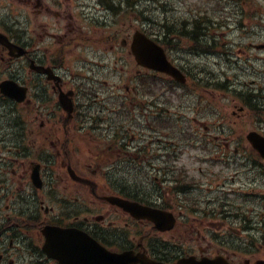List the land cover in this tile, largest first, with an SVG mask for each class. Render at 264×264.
<instances>
[{
	"label": "flooded vegetation",
	"instance_id": "af4514ba",
	"mask_svg": "<svg viewBox=\"0 0 264 264\" xmlns=\"http://www.w3.org/2000/svg\"><path fill=\"white\" fill-rule=\"evenodd\" d=\"M67 1L68 4L65 5L63 0H0L2 5L0 33L8 38L6 42L9 46L0 42V82L12 79L28 89H37V97L29 98L27 104L35 105L37 102L38 117L45 128L49 122L48 117L45 119L46 111L54 98L58 123L64 126L56 133L38 130L34 138L25 140L23 137L25 128L21 125L23 111L20 112L13 105L10 107L9 209L17 203L13 199L19 198L26 199L28 204L29 200L33 199L38 203V207L30 208L28 212V218L32 222L22 226L16 224L19 227L16 233H13L12 226H9L11 237L9 256L5 262L1 254L0 264H16L17 260H22L24 264H61L45 253L44 243L46 244L48 238L56 245L62 241L61 235L53 231L44 233V229L48 226L81 231L90 237H95L101 244L109 247L111 252L128 254L125 257L122 255L118 262L110 264H199L206 259H218V264H257L259 260L264 261V238H262L264 232L256 231L249 215L245 217L239 214L236 216V224L232 225L229 223L231 214L225 204L221 206L222 209L225 208L223 212L216 207L209 213L205 210L214 203L199 205V202H193L189 197V189L192 187L190 185L202 178L203 169L200 167L193 170L201 175V178H195L185 164H180V158L187 147L199 149L200 146L204 147L203 143L211 144L213 141L210 139L207 143L206 138L198 131L199 125L205 123L202 120L203 115L199 119L196 118V115L201 113L199 107L189 119L190 129H188L184 123L186 116H182L179 112H175L173 116L171 110L173 104L176 108L183 106L181 103L185 95L173 94V91L181 88L174 87L170 79L164 78L165 75L152 72L155 78L135 81L134 90L137 95L133 102V116L131 120H127L125 111L127 98L123 91L130 86L126 84V77L117 71L115 73L117 81L111 83L105 78L104 71L106 68L109 69L110 62V57L106 55L117 47V53L112 56L111 61L118 64L125 59V49L128 50L126 45L130 41L126 40L124 31L121 39L115 35L107 37L110 47L103 46L102 38L92 40L88 30L93 27L94 16L82 11L78 20L77 0ZM83 7L85 9L87 5L84 4ZM73 25L75 30L81 31L76 32ZM80 34H84L85 37ZM91 43L97 45L95 51H90L88 45ZM168 43L171 44L168 47L169 54L174 56L177 47L171 40ZM93 54L97 56H92ZM171 60L180 67L181 59L171 57ZM139 73L141 69H138ZM141 81L152 82L149 101L146 100L149 93L146 94L141 88ZM77 85L88 87L91 97L95 99L87 102L84 97L74 100V105L71 104L70 111L67 112L62 102L63 91L74 90ZM110 86L118 87V98L121 99V103L113 106L105 103L104 106V97L101 98V94ZM95 96L98 98L96 99ZM92 103L98 108L96 114L79 111L82 108L87 109ZM125 122L133 124V128H127ZM192 123L197 124L193 126ZM213 123V127L206 128L207 136L210 130H215L218 121ZM218 128L220 129V126ZM84 130L88 132L84 133ZM94 132L97 135L104 132L113 133L112 141L121 151L120 155L127 153L123 158L119 156V160L126 162L122 166L136 167L128 170L135 183L124 178L125 170H123L120 172L123 175L122 180L117 186L110 184L107 179L103 180L106 186L102 187V194L92 190L86 191L77 184L71 168L83 177H88L95 171L91 169L93 165L89 158L68 157L67 146L78 145L83 150V144L90 140ZM62 134L67 139L65 156L59 155L53 159L33 158L31 150H36V153L41 152L38 145L41 143L45 146L46 141H48L47 145H55L56 141L61 140ZM146 135L149 144L145 143ZM189 136L194 137V141L191 142ZM217 137L213 136V138ZM97 138L101 139L100 136ZM227 139L229 140L226 144L227 149L233 147L237 154L239 150L237 133ZM194 144L197 148L193 147ZM216 146L217 150L213 152L218 164L224 163L223 166L232 165V167L237 164V159L219 160L222 145L217 143ZM128 149L139 150L138 155L143 158L138 159L137 154H130ZM14 150L15 157L12 154ZM106 151L104 149L102 154L97 156L99 166L113 163L111 159L101 158ZM73 154L76 155V151ZM84 155L88 156L85 152ZM204 160L209 163L212 161L209 158ZM246 162H251V159H246ZM160 164L165 165L159 166ZM231 168L221 170L225 182L219 187L223 191L226 189L225 183L236 185L237 180L244 176L237 170L232 173ZM253 174V168H249L246 172L250 189L252 187L250 179ZM35 177L45 181L46 186L43 191H29V183H33ZM14 187H18L20 195L13 194ZM195 187L200 188V186ZM207 190L208 193H213L211 188ZM108 192L121 199H129L150 207L156 210L158 215L155 217L143 210H136L133 215L130 209L122 205L110 206L102 201ZM79 198L84 201H79ZM93 206L98 209L101 207L100 211L96 213ZM175 206L179 211L175 210ZM200 207H203V210ZM251 213L253 215V210ZM154 219L158 220L162 230L158 228ZM221 219H225L227 225L225 229L218 231L216 221ZM35 228L40 229L37 233L39 249L35 243ZM84 243L88 245L87 242ZM81 249L84 252L83 244ZM83 258L86 259L85 256Z\"/></svg>",
	"mask_w": 264,
	"mask_h": 264
},
{
	"label": "rangeland",
	"instance_id": "374dc122",
	"mask_svg": "<svg viewBox=\"0 0 264 264\" xmlns=\"http://www.w3.org/2000/svg\"><path fill=\"white\" fill-rule=\"evenodd\" d=\"M137 1L139 11L144 9L141 14L126 9L125 5L123 11L108 12L107 15L105 14L107 23L97 24V20L93 21L92 25L94 27L88 30L90 33L89 37L92 40L102 38L105 41L106 37L115 35L118 39H121L123 31L126 37L136 29L147 30L151 34H159L163 31V26L166 25L171 27L176 25L181 30L177 31L176 34H186L181 36V38L171 39V42L176 44L178 48L174 55L176 57H183L185 63L190 64L192 75L195 79L202 80L201 85L205 91L200 90L197 93L191 92L186 94L182 99L181 104L183 106L181 108H176L175 104H173V108H171L173 116L175 112L186 116L184 123L190 129L189 119L195 114V109L199 107L201 113L196 115V118L199 119L203 115L202 120L207 122L208 125L218 121L215 130H210V134L207 136L213 140L215 145L203 143L204 147L200 146L199 149L187 147L180 158V164H185L189 171L193 172L195 178H201V175L193 170L200 167L203 169V174L200 172L202 178L197 179L201 184L195 180L190 185L192 187L189 189V197L193 202H199V205H210L214 203L210 207L207 206L208 208L205 211L209 213L216 207H218L219 211L223 212L225 208L222 209L221 206L225 204L231 214L229 223L232 225L236 224V216L239 214L245 217L249 215L257 223L260 217L264 216V202L261 199L253 198V193L264 195V173L258 167H255L253 162L248 163L246 166L237 163L233 167L232 165L223 166L222 164L224 163L218 164L215 161L216 155L213 150H217V143L223 144L224 147L225 139L234 137L236 133L237 138L241 140V136L243 134L246 136L249 131L259 130L264 132V51H257L251 48L252 44L264 43V0H226V2L225 0H155V3ZM63 3L67 5L68 1L63 0ZM106 4L112 7L110 0ZM113 4L115 6L121 5L117 0H114ZM255 7L259 11L257 12V19L253 20L251 19L250 11L255 9ZM164 20H167V22L164 23ZM195 21H200L205 26L202 29L199 39L193 35L192 28L194 27ZM73 26L75 30V25ZM75 31L78 32L81 30L76 29ZM81 36L85 37L84 34ZM214 40L216 41V45L213 43ZM213 45L214 49H212ZM88 46L90 51H95L97 45L91 43ZM110 46L108 44L104 47ZM196 47L199 49L198 52L194 50ZM93 48L94 50H91ZM116 53L117 47H115L113 52L110 51L106 55V57H110V62L108 64L109 69L106 68L104 71L105 78L111 83L116 82L117 77L115 73L117 71L124 74L123 76L126 77V80L128 79V75L135 78L137 68L128 50L125 49V59L121 60L118 64L115 61H111L112 56ZM99 55L102 56L103 54ZM92 56L97 55L93 54ZM141 82V88L149 93L146 97V100L149 101L152 82ZM215 84L221 87H215ZM230 84L234 85L237 90L236 97L232 92H226V94L223 91H219L222 85ZM134 85L130 84L131 88ZM116 88L118 87L110 86L108 89L103 90L102 94L100 93L101 98L104 97V106L105 103L110 106L121 103ZM232 88L229 86V89L232 90ZM124 93L126 95L134 94L133 92L128 94L126 91ZM241 93L244 95L250 93L257 96L259 94V100L254 101V105H257L255 110L250 111L251 108L246 107V111L242 113L235 107L241 104L243 105ZM95 97L96 99L98 98V96ZM93 99L95 98H92L90 93H84L85 102L93 101ZM34 108L36 109V105H34ZM18 109L20 112L23 111L21 113L28 117L26 127L28 137L31 139L34 138L38 130H43L47 133H56L64 127L63 124L58 123L57 105L54 101L49 103L46 111L47 116H45V119L46 117L49 119L46 128L38 117L37 110L32 109L28 111L22 106H19ZM97 110L98 108L92 103L87 109L82 108L79 111L87 114H96ZM234 113L237 115L235 116ZM196 124L192 123L193 126ZM205 125L207 124L202 122L200 128L202 129ZM125 126L127 127L126 122ZM218 126H220V129ZM41 127H44V129ZM200 128L198 127V129ZM201 132L203 136H206L207 130H201ZM98 136L101 137L100 140L97 138ZM213 136L218 137L213 138ZM61 137V140L56 141L55 145H48L46 147V152L53 158L59 155L61 157L64 156L67 139L64 134ZM112 137L113 133L111 132L91 135L90 140L83 144V150L78 145L73 147L67 146V150L70 155L77 149L82 151L83 156H85V152L88 154L86 157L95 165L97 156L107 147L106 142H112ZM224 137L225 139H223ZM189 139L191 142L194 141V137L189 136ZM193 147L197 148L195 144ZM242 148L240 150L245 152L246 148L249 155L253 152L247 142L242 144ZM30 153L33 155L37 154L36 150H31ZM204 158L212 159V161L210 163L205 162ZM256 158H258L257 166L264 164L258 156L254 157V159ZM223 159L224 157H219V160ZM163 165L165 164H160L159 166ZM252 166L254 167L255 173L251 175L252 187L250 189L248 187V179H246V172ZM230 168L232 173L237 170L242 172L244 176L237 180L236 185L230 182L225 183L226 189L223 191L219 187L225 182L224 177L221 175V170ZM131 182L135 183L133 180ZM0 185H2L1 187L7 186L6 183ZM195 186H200V188H196ZM193 187L195 188L193 189ZM207 188H211L213 193H208ZM7 206H9V201L0 203V218L2 219L0 220V224H3V227L6 228H2L0 225V241L3 240L0 242V247L2 249H7L9 245V216L16 219L20 217L17 214L20 209L18 204H13L11 211L7 210ZM203 207H200L201 210H203ZM175 210L179 211L177 207ZM252 210L253 215L251 213ZM17 215L18 217H16ZM216 223L218 231L226 228L227 223L225 219L216 221ZM16 264H24V262L17 260Z\"/></svg>",
	"mask_w": 264,
	"mask_h": 264
},
{
	"label": "water",
	"instance_id": "95a60500",
	"mask_svg": "<svg viewBox=\"0 0 264 264\" xmlns=\"http://www.w3.org/2000/svg\"><path fill=\"white\" fill-rule=\"evenodd\" d=\"M149 53L148 52H142L141 54V58H142V63L146 66H152V62H149ZM157 67L159 70H162V71H165V72H168L170 74H174L175 76H177V72L174 71L171 66L169 64H166V62H163L162 60L161 61H158L157 62ZM255 135L256 137L260 138L262 141H259L258 139L254 138L253 141H254V144L255 146L257 147L258 150H260L263 155H264V140L262 137H260L259 135L257 134H253Z\"/></svg>",
	"mask_w": 264,
	"mask_h": 264
}]
</instances>
